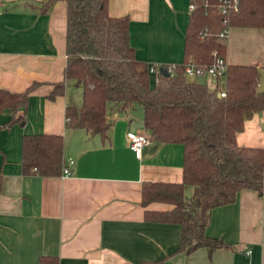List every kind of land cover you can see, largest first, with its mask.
<instances>
[{"label": "crops", "instance_id": "crops-1", "mask_svg": "<svg viewBox=\"0 0 264 264\" xmlns=\"http://www.w3.org/2000/svg\"><path fill=\"white\" fill-rule=\"evenodd\" d=\"M189 2L109 0L108 11L128 15L135 56L162 65L182 61ZM41 3L0 0V87L20 92L39 82L29 92L21 121L5 126L19 111L0 113V264H39L41 256L54 257L55 264H139L163 258L166 264H264V200L254 190L243 188L233 202L211 209L205 233L229 246L210 255L206 247L173 252L180 226L144 219L145 209L172 206H143L142 183L180 181L183 149L150 136L136 156L126 132L147 130L144 124L131 128L143 123V112L134 105L120 111L107 103L111 124L105 139L65 127L66 104L80 103L68 90L80 87L68 81L63 94L47 95L63 78L66 2L54 0L46 10ZM223 57L227 63L264 66V27L230 26ZM32 133L62 135V165L73 160L70 175L22 172V136ZM235 139L264 149V109L244 120Z\"/></svg>", "mask_w": 264, "mask_h": 264}, {"label": "trees", "instance_id": "trees-1", "mask_svg": "<svg viewBox=\"0 0 264 264\" xmlns=\"http://www.w3.org/2000/svg\"><path fill=\"white\" fill-rule=\"evenodd\" d=\"M53 1L42 0L41 10H46ZM108 1L65 0L63 78L53 84L47 96L52 99L63 94L68 81L79 86V105L69 102L64 108L65 127L82 128L103 139L111 124L106 117L107 103L118 106L120 111L138 104L144 128L153 140L177 142L183 149L180 181L142 183L143 206L151 202L172 206L165 210L145 209L144 219L180 226L179 246L173 252L188 254L199 247L211 250L227 247L228 243L221 238L205 233L211 209L233 202L243 188L254 190L264 200V149L239 145L235 139L244 120L264 109V89L256 91L259 68L264 66L227 63L225 95L219 96L217 82L208 88L205 81L186 80L183 64L188 60L208 64L214 58L213 51L224 56L226 38L218 32L226 26L264 27V0H236V8L230 7L225 13L218 6L220 0H189L194 8L185 24L182 61L175 63L167 76L157 71L153 82L147 61L134 54L128 15L109 13ZM38 83L35 81L20 92L0 87V113L19 111L11 115L5 126L22 120L29 92ZM62 148L61 134H23L22 172L59 174ZM1 182L0 176V188ZM55 263L54 257L39 258V264ZM139 264L166 262L163 258Z\"/></svg>", "mask_w": 264, "mask_h": 264}, {"label": "built area", "instance_id": "built-area-1", "mask_svg": "<svg viewBox=\"0 0 264 264\" xmlns=\"http://www.w3.org/2000/svg\"><path fill=\"white\" fill-rule=\"evenodd\" d=\"M219 8L221 12H226L227 9L230 7L236 8V0H220L219 2ZM189 10H192L194 8L193 2H189ZM225 21V20H224ZM229 27L226 26L222 28L218 35L226 38L227 32ZM214 58L213 60L208 64H202L197 63L192 60H188L183 64V73L184 77L188 81H197L198 78H202L203 82L205 81V76L209 77V82L218 83V95L224 96L225 95V89H224V70L226 68V60L221 55H216L215 51H213ZM156 65V64H155ZM154 64H149L148 70L150 73H152V76L154 77V80H156V73L159 71V68H156ZM175 67V63H171L168 65L167 69L169 71H173ZM222 83L221 86H219V83ZM126 138L128 140V146L130 149H132L136 156H140L142 147L149 141L150 135L146 131H139L137 129L129 130L126 132ZM73 163L72 159H68L64 162L61 168V175L67 176L71 174L70 166ZM246 252L249 253L250 249H246Z\"/></svg>", "mask_w": 264, "mask_h": 264}, {"label": "water", "instance_id": "water-1", "mask_svg": "<svg viewBox=\"0 0 264 264\" xmlns=\"http://www.w3.org/2000/svg\"><path fill=\"white\" fill-rule=\"evenodd\" d=\"M159 70L162 74H164V76H167V74H169V70L167 69V67L165 66H160ZM259 72H260V79H259V83L256 86V91L260 92L264 89V69L259 68ZM198 83H203V79L202 78H198L197 80ZM134 124H139L137 126H142L143 123L138 122V123H132L131 128H134L135 125ZM185 195L188 197L189 196V191L186 189L185 190ZM211 253V249H208V255H210Z\"/></svg>", "mask_w": 264, "mask_h": 264}, {"label": "rangeland", "instance_id": "rangeland-1", "mask_svg": "<svg viewBox=\"0 0 264 264\" xmlns=\"http://www.w3.org/2000/svg\"><path fill=\"white\" fill-rule=\"evenodd\" d=\"M150 80L153 82L154 81V79H153V77H152V74H151V76H150ZM205 84L207 85V87L208 88H211L213 85L209 82V77L207 76V74H206V76H205ZM222 85V83L220 82L219 83V86H221ZM78 91H80V89L78 90V88L76 89V88H69V90H68V95L70 96V98H73V99H75L76 101H78V99L80 100V96L78 95ZM134 109H136L137 111H140L141 113H142V108L138 105V104H134ZM135 110V111H136Z\"/></svg>", "mask_w": 264, "mask_h": 264}]
</instances>
